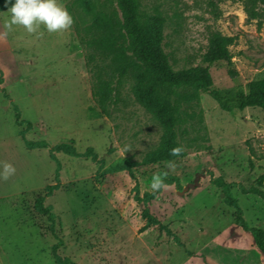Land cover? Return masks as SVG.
I'll return each mask as SVG.
<instances>
[{
  "label": "rangeland",
  "instance_id": "obj_1",
  "mask_svg": "<svg viewBox=\"0 0 264 264\" xmlns=\"http://www.w3.org/2000/svg\"><path fill=\"white\" fill-rule=\"evenodd\" d=\"M0 0V162L15 172L0 179V264H57V241L50 221L34 207L46 197L56 214L62 240L59 253L75 264H264V252L250 231L236 221L213 176L234 182L249 226L264 229V201L245 194L264 173V111L260 107L223 110L205 90L182 103L187 122L174 134L134 95V81L117 85L111 114L101 113L92 95L93 75L86 63L92 12L116 9V0H58L73 16L67 29L34 32L5 28L6 2ZM146 19L161 30V47L174 69L206 64L204 54L215 31L235 37L230 49L235 77L225 61L210 66L220 88L264 77V8L252 0H139ZM247 7L260 9L258 18ZM106 76V75H105ZM172 98H175L173 94ZM67 143L97 159L30 149L21 136ZM179 146L181 151L173 154ZM172 162L174 167H169ZM124 164L125 169L114 167ZM133 171L136 178L131 174ZM154 175L179 177L153 192Z\"/></svg>",
  "mask_w": 264,
  "mask_h": 264
},
{
  "label": "trees",
  "instance_id": "obj_2",
  "mask_svg": "<svg viewBox=\"0 0 264 264\" xmlns=\"http://www.w3.org/2000/svg\"><path fill=\"white\" fill-rule=\"evenodd\" d=\"M252 2L264 8V0ZM116 3V9L98 11H95L93 3H87L92 12V21L87 34L81 37L87 50L86 63L93 75L92 95L100 104L101 113L111 114V106L117 100V85L125 76H130L134 81V95L137 101L151 111L169 129L171 135L174 134L177 122H187L188 116H192L184 115L181 104L199 100L200 90L207 91L226 111L242 110L246 107H260L264 111V77L228 88H220L214 84L210 66L215 62L225 61L229 74L232 77L238 74L230 49L235 40L233 35L213 32L204 54L206 64L174 69L161 47V30L156 29L145 18L139 0H116ZM246 10L252 19L261 14L257 7H247ZM173 94L175 98H172ZM14 108L17 124H27L20 132L26 146L30 149L49 148L51 157L57 162L56 176L61 166L56 151L97 159V153L92 147L80 152L67 143L50 145L45 139H28L25 133L32 123L22 120L18 107L14 105ZM114 168L122 170L127 167L118 164ZM131 174L136 178L132 170ZM163 180L165 184H169L178 181L179 177L170 175ZM211 181L221 188L225 202L235 208L237 223L252 233L255 244L264 252V229L248 225L238 199L232 194L235 183L222 176H213ZM58 187V182L47 185L45 193L36 197L34 207L50 221V230L57 239L51 247L56 263L75 264L69 257L59 253L62 240L55 229L56 214L53 206L45 203L46 197ZM241 191L257 195L264 201V173L249 186L241 184Z\"/></svg>",
  "mask_w": 264,
  "mask_h": 264
},
{
  "label": "clouds",
  "instance_id": "obj_3",
  "mask_svg": "<svg viewBox=\"0 0 264 264\" xmlns=\"http://www.w3.org/2000/svg\"><path fill=\"white\" fill-rule=\"evenodd\" d=\"M8 3L6 12L8 19L4 21L5 28L21 25L29 33L36 31L41 24L49 32L67 29L73 24V16L58 0H5ZM173 154L181 151L179 146L173 148ZM169 167H174L172 162ZM15 172V168L8 162H0V179H7ZM165 187L162 177L154 175L150 184L153 192Z\"/></svg>",
  "mask_w": 264,
  "mask_h": 264
}]
</instances>
